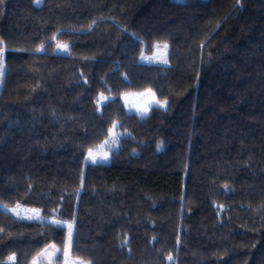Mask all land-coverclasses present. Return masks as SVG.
Returning <instances> with one entry per match:
<instances>
[{
  "label": "trees",
  "instance_id": "obj_1",
  "mask_svg": "<svg viewBox=\"0 0 264 264\" xmlns=\"http://www.w3.org/2000/svg\"><path fill=\"white\" fill-rule=\"evenodd\" d=\"M0 72V264H264V0H0Z\"/></svg>",
  "mask_w": 264,
  "mask_h": 264
},
{
  "label": "snow or ice",
  "instance_id": "obj_2",
  "mask_svg": "<svg viewBox=\"0 0 264 264\" xmlns=\"http://www.w3.org/2000/svg\"><path fill=\"white\" fill-rule=\"evenodd\" d=\"M58 47L63 48L65 51H67V45H58ZM165 49L168 48V45L165 44L164 45ZM37 51H40V49H37ZM143 59V58H142ZM162 63L164 65L168 64V60L164 59L162 61ZM139 95L141 96H145V97H149V102L145 104V106L142 109H138L137 111L139 112L141 119L145 118L148 116L149 112L152 110V106H155L157 109H164L167 110L168 107V101L165 99L163 101L159 100L156 98L155 93L152 91V89H147L145 92L140 93ZM110 98L108 97H102L101 98V102H107ZM116 124L114 123L112 125V128H110L108 130V134L109 136H111L112 139V143L109 144L108 140H105L103 144L100 145V148H104L105 146H108L109 150L112 149L113 145H115L116 143V133L114 132V129L116 128ZM123 135H130V133H124ZM97 157H99L100 161H106L108 160V154L105 152L102 155L100 153H94L93 150L91 148L88 149V160L92 163V164H96L98 163V159ZM20 205L17 204L15 209H12V211L15 213V215L17 216L18 219H22V220H27V221H33V220H39L40 217L39 215H29V216H21L20 215ZM24 211L26 212H33V213H37L38 210L36 209H24ZM52 223L54 225H56L57 227H63V224L60 221H52ZM68 235H67V240L66 242L62 243V248L57 249L56 245H50V248L56 249L55 252H51L49 253V250L46 248L44 249L42 252H40L38 254L37 257H34L32 259L31 264H39V257L41 256H45L46 254L48 255V264H53V258H55L56 256V252H61L62 256H63V264H91L90 261H86L82 258H71L72 257V252H73V231H72V225H68ZM169 260H172L173 257L169 256L168 257ZM2 264H17V257L15 254H11L7 257V259L2 262Z\"/></svg>",
  "mask_w": 264,
  "mask_h": 264
},
{
  "label": "rangeland",
  "instance_id": "obj_3",
  "mask_svg": "<svg viewBox=\"0 0 264 264\" xmlns=\"http://www.w3.org/2000/svg\"><path fill=\"white\" fill-rule=\"evenodd\" d=\"M178 1H185V0H178ZM42 0H38V3H41ZM59 45H67V44H59ZM165 44H158L156 47H155V50L152 54H149V55H143L142 58H141V62L144 63V64H150V65H160V66H168L169 65V62L167 65H164L162 63V61L164 59H167L168 60V48L165 49L164 47ZM67 51H65L63 48L61 47H57V52L60 53V54H67L69 52V45H67ZM0 76H1V72H0ZM0 88H1V82H0ZM145 92V91H143ZM140 93L142 92H137V93H126L122 96V99L124 101V103L126 104L128 110L130 111H134L136 113L139 114V112L137 111L138 109H142L146 103L149 102V97H145V96H141L139 95ZM156 96V95H155ZM102 97H107V96H101L100 97V100H99V105H103L105 102H101V98ZM110 98V97H108ZM114 132L116 133V143L115 145H113L112 149L109 150L108 146H105L104 148H100V145L104 143L105 140H108L109 141V144L112 143V137L111 136H108L107 139H105L101 144H99L96 148L92 149L94 153H100L101 155L103 153H107L108 154V160L106 161H100L99 160V157H97L98 159V163L101 162V163H108L110 162L111 160V157H112V152L118 148L119 146V143H120V132L117 131V129L115 128L114 129ZM86 162L87 163H91L89 160H88V154H87V159H86ZM16 208V207H15ZM15 208H12V209H15ZM12 209H10V211L15 214ZM24 209H34V208H28V207H23V206H20V215L21 216H29V215H39L40 219L39 220H36V221H45L47 220L46 218H44L41 214V211L38 210L37 213H33V212H26L24 211ZM55 219H52L51 221H54ZM55 221H58V220H55ZM61 222V221H60ZM63 225H71L70 223H64V222H61ZM73 228V227H72ZM50 245H55V244H50ZM48 245L46 248L49 250V253L51 252H55L56 249H53V248H50ZM45 248V249H46ZM57 249H59L57 246H56ZM42 252V251H41ZM73 259H75L74 257H71ZM39 264H48V255L46 254L45 256H41L39 257ZM53 264H63V256H62V253L61 252H56V256L55 258H53Z\"/></svg>",
  "mask_w": 264,
  "mask_h": 264
}]
</instances>
